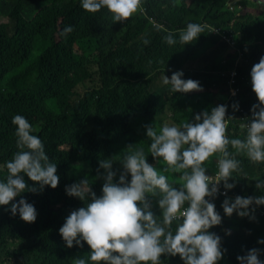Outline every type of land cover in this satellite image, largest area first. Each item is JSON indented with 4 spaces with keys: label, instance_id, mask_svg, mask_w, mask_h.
<instances>
[{
    "label": "trees",
    "instance_id": "16d2710c",
    "mask_svg": "<svg viewBox=\"0 0 264 264\" xmlns=\"http://www.w3.org/2000/svg\"><path fill=\"white\" fill-rule=\"evenodd\" d=\"M248 1L260 9L258 13L241 14V4L236 2L231 9L229 0H142V11L121 23L114 22L106 8L95 13L84 10L81 0H0V16L7 17V22L0 23V180L7 175L6 162L18 150L12 123L15 115L24 116L32 125L31 134L42 140L60 177L55 189L46 186L43 191L21 194L37 210L34 223L23 221L19 214L12 216L5 210L8 206H0V264H75L76 258L87 261L90 247L86 242L83 248H69L59 233L66 217L86 206L66 194V185L87 176L97 195L102 194L103 180L95 178L98 162L119 156L116 152L120 149L128 151L126 146L137 139L135 123L144 127L160 118L156 124L162 126L168 118L179 126L191 119L196 109L210 112L218 106H212L211 88H219V93L229 91L228 72L236 58L231 54L224 57L223 53L231 49V40L242 50L243 62L236 68L240 92L230 104L244 107L250 121L252 105L258 103L250 73L264 56V3ZM189 23L206 27L194 42L183 45L179 34ZM68 27L72 31L62 35ZM214 27H220L225 36L213 34ZM169 32L177 41L171 46L164 41ZM38 36L50 43L33 64L25 65ZM145 39L150 43L145 45ZM205 55H212V65ZM179 70L183 79L199 81L205 88L198 92V104L190 109L187 101L194 91L173 93L171 85L157 83ZM81 86L83 92L79 91ZM49 98L55 100L54 107L46 105ZM237 129L229 132L230 139L245 138L247 129ZM229 151L235 150L229 145ZM145 155L163 171V165L156 164L150 152L145 151ZM218 158L215 154L204 163L207 175L218 171ZM236 158L247 178L233 173L236 177L230 182L236 186L228 190L229 194L264 195L256 188V178L264 179V163L253 164L245 155ZM164 174L179 187L180 182L174 181L179 174ZM25 180L29 186L35 183L26 175ZM224 199L219 195L212 200L222 223L210 231L222 237V249H227L218 264L222 260L239 264V255L254 247L264 249V244L258 243L264 239V229L259 227L264 205L256 206V219L242 226L224 214ZM153 211L160 215L155 200ZM260 259L264 260V254ZM161 264L184 262L179 255L162 256Z\"/></svg>",
    "mask_w": 264,
    "mask_h": 264
},
{
    "label": "clouds",
    "instance_id": "9594fccd",
    "mask_svg": "<svg viewBox=\"0 0 264 264\" xmlns=\"http://www.w3.org/2000/svg\"><path fill=\"white\" fill-rule=\"evenodd\" d=\"M141 3L142 0H81L84 10L95 13L106 8L112 13L113 21L121 23L141 12ZM235 3H229L231 9ZM156 27L160 30L158 25ZM205 27L198 23L187 24L179 34V42L183 45L194 42ZM71 31L68 27L62 35ZM164 41L170 46L177 42L171 32ZM149 43L144 40L145 45ZM236 50L240 49L235 43L224 55L235 57V64L239 56ZM242 57L243 52L240 56L243 62ZM250 75L258 103L252 105L244 139H230V133L227 135L226 117L232 116L226 115V104L230 105L235 97L230 95L228 87V93H221L225 95V102L210 112L197 113L192 121H183L179 126L166 122L159 130L154 124L144 125L146 136L151 140L148 151L155 163L163 165L162 172L149 162L143 148L128 144V151L123 155L114 154L99 160L95 178L103 180L102 194L97 195L87 176L66 185L68 196L86 204L73 210L59 229L67 247L83 248L85 242L90 247L88 260L76 258L75 264H88V261L91 264H161L162 256L177 255L184 264H218L227 249H222V237L210 231L222 223V216L212 200L224 195V214L231 217L235 212L246 217V221L236 219L242 226H246L249 219H256V206L264 205V195L232 194L235 198L228 197V190L236 186L234 181L230 182L236 177L233 173L247 178L237 156L245 155L253 164L264 163V56L253 65ZM183 76L182 70L175 71L170 78L163 77V84L171 85L173 93L203 90L199 81L183 79ZM211 103L216 105L214 95ZM232 107L238 110L239 104L234 103ZM12 123L16 126L18 150L6 162L7 175L0 180V206H8L5 210L12 216L19 214L23 221L34 223L37 210L21 194L43 191L46 186L55 189L60 177L42 140L31 134L29 121L15 115ZM229 145L234 152L229 151ZM215 154H219L218 171L212 179L203 165ZM164 173L179 174V187L169 182ZM25 175L35 182L32 186L26 182ZM256 181V188L264 191V179L256 178ZM220 188L225 191L222 193ZM153 200L161 210L160 215L153 211ZM262 214L259 227L264 229V210ZM227 234L231 235L230 230ZM258 243L264 244V239H259ZM262 254L264 249L254 247L237 260L239 264H264L260 259Z\"/></svg>",
    "mask_w": 264,
    "mask_h": 264
},
{
    "label": "rangeland",
    "instance_id": "374dc122",
    "mask_svg": "<svg viewBox=\"0 0 264 264\" xmlns=\"http://www.w3.org/2000/svg\"><path fill=\"white\" fill-rule=\"evenodd\" d=\"M12 2H20L21 0H10ZM255 1V0H254ZM263 3H264V0H261ZM237 3H240L241 6H242V9H241V14H245V13H250V14H253V13H258L260 9L258 8H255L253 3L248 1V0H238L236 1ZM1 22H7V17H4V16H0V23ZM65 22L68 23L69 22V19L68 18H65ZM60 25L65 28L66 25L64 23H60ZM50 41L49 40H44L42 39L40 36L36 37L35 39V44H34V49L31 53V56L29 57V59L26 61L25 65H30V64H33L37 59L38 57L41 55V53L44 51V49L49 45ZM19 71V69L15 70L13 73H17ZM79 91L83 92L84 91V87L81 86L79 88ZM215 93H217V91L215 90L214 91ZM46 105L48 107H54L55 106V100L53 98H49L47 99L46 101ZM197 111L193 114V118L192 119H189L187 118L186 120H189V121H192L194 120V117L197 113H201L202 110L200 109H196ZM166 115L163 114L161 116L164 117ZM160 118H157L154 125H156L155 127L157 128V130H159L160 127L162 126H157L156 122L159 121ZM185 120V121H186ZM169 123L170 125L171 124V121L170 119L166 118L164 119V123ZM134 133H135V136L137 137V139H135V141H132L133 144H135L136 142L138 143V146H135L134 145V148H143L144 151H148L149 149V145L151 143V140L146 136V128L143 127L142 124L140 123H135L134 124ZM119 156L123 155L125 153L124 150L120 149L116 152ZM157 164V163H156ZM176 178H174V181H179V177L175 176ZM180 182V181H179ZM228 197H231V198H235V196L233 195H229ZM229 219H241L243 221H246V217H240L237 213H233V215L231 217L227 216ZM264 226V224H263ZM219 264H232L230 262H228L227 260H222Z\"/></svg>",
    "mask_w": 264,
    "mask_h": 264
},
{
    "label": "built area",
    "instance_id": "2783aa9c",
    "mask_svg": "<svg viewBox=\"0 0 264 264\" xmlns=\"http://www.w3.org/2000/svg\"><path fill=\"white\" fill-rule=\"evenodd\" d=\"M151 21L154 22V19L151 18ZM213 33L225 36L224 31L220 27L213 28ZM231 44L235 45V42L231 40ZM236 52L239 56H238V59L236 61L235 67L228 72L229 80H228V86L227 87L230 88V95L231 96H237L238 93L240 92V88L238 86H236V84L238 83V79L240 77V72L238 69H236V67L239 66V64L242 62L240 59V56H242V52L240 50H236ZM226 105L228 106V110H227L226 115L232 116V118H230V119L226 117L227 135L229 136V131H234L235 128H238L240 130L247 129L249 117L246 113L245 108L239 107L238 110L232 111L229 109L230 105L228 103ZM216 173L214 175L210 176V178L214 179L216 176ZM220 191L223 193L225 190H222L220 188ZM227 194H228V191H227Z\"/></svg>",
    "mask_w": 264,
    "mask_h": 264
},
{
    "label": "crops",
    "instance_id": "0c3cea01",
    "mask_svg": "<svg viewBox=\"0 0 264 264\" xmlns=\"http://www.w3.org/2000/svg\"><path fill=\"white\" fill-rule=\"evenodd\" d=\"M226 52V51H225ZM225 52L223 53V56L225 54ZM204 57H206L209 61H210V64L212 65V55H205ZM157 83H159V85H163V77L160 78ZM211 88V87H210ZM218 89L219 88H211V92L212 94L214 95V104L218 105L219 102L223 103L226 101V98H225V95L221 94V93H218ZM203 90H205V88H203ZM217 91V93H215L214 91ZM194 95L190 96V99L187 101L188 103V106H189V109L194 106V105H197L198 104V100L200 99L199 95H198V92L200 91H194ZM220 105V104H219ZM209 106H210V103H209ZM208 106V107H209ZM189 109L186 110V112H189ZM193 118V117H192ZM191 118V119H192Z\"/></svg>",
    "mask_w": 264,
    "mask_h": 264
},
{
    "label": "flooded vegetation",
    "instance_id": "af4514ba",
    "mask_svg": "<svg viewBox=\"0 0 264 264\" xmlns=\"http://www.w3.org/2000/svg\"><path fill=\"white\" fill-rule=\"evenodd\" d=\"M232 105H233V103L230 104L229 109L232 110V111H235V110L233 109ZM239 107H242V106H239ZM237 130H238V129H237Z\"/></svg>",
    "mask_w": 264,
    "mask_h": 264
},
{
    "label": "water",
    "instance_id": "95a60500",
    "mask_svg": "<svg viewBox=\"0 0 264 264\" xmlns=\"http://www.w3.org/2000/svg\"><path fill=\"white\" fill-rule=\"evenodd\" d=\"M236 1H238V0H229V3H234Z\"/></svg>",
    "mask_w": 264,
    "mask_h": 264
}]
</instances>
